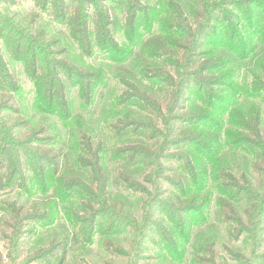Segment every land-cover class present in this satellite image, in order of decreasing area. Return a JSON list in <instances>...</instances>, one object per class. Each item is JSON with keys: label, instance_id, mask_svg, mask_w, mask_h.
<instances>
[{"label": "rangeland", "instance_id": "rangeland-1", "mask_svg": "<svg viewBox=\"0 0 264 264\" xmlns=\"http://www.w3.org/2000/svg\"><path fill=\"white\" fill-rule=\"evenodd\" d=\"M248 2L0 0V264H57L63 254L64 264H264V0ZM21 43L36 52L35 69L17 54ZM56 70L73 103L67 114L37 105ZM181 82L185 94L169 113L168 95ZM128 84L162 103L165 125L155 124L170 135L160 139L161 173L103 194L92 169L69 165L62 198L45 172L51 164L38 159L67 151L72 130L99 135L107 147L111 128L129 123L130 110L139 114L125 107ZM202 114L220 141L211 160L202 156V190L188 180L204 208L185 215L170 206L183 200L176 186L188 184L175 158L187 145L179 136ZM113 137L120 146L129 139Z\"/></svg>", "mask_w": 264, "mask_h": 264}, {"label": "trees", "instance_id": "trees-1", "mask_svg": "<svg viewBox=\"0 0 264 264\" xmlns=\"http://www.w3.org/2000/svg\"><path fill=\"white\" fill-rule=\"evenodd\" d=\"M250 2L247 3V5H258L256 3L261 4V0H249ZM240 6L243 4H239ZM133 27V26H132ZM130 26V29L132 28ZM133 30V29H132ZM131 33V32H130ZM129 33V36H130ZM136 36L132 32V37L134 38ZM18 37V36H17ZM83 38H85L83 36ZM142 39V38H141ZM140 39V40H141ZM84 40V39H83ZM144 40V39H143ZM31 44V41H28ZM27 42V43H28ZM26 43V44H27ZM28 43V44H29ZM108 44V41L106 40L104 44H101V48H104ZM20 48L17 50V54L21 55L23 59H26L35 69V62H36V52L32 50L31 45H23L20 44ZM106 49H109L107 52H112L114 48L108 47ZM104 51V50H102ZM115 53L117 51L115 50ZM44 54V53H41ZM152 53L151 55H153ZM53 55V54H52ZM155 55V54H154ZM189 55V54H188ZM54 56V55H53ZM47 58L48 56H44ZM178 58V57H177ZM192 63H194V59H191ZM46 61V60H45ZM46 64V63H45ZM175 65V64H174ZM51 66L53 67V64L51 63ZM59 65H56V68ZM180 66H182L181 62L180 64H177V68L175 69V75L177 78H180ZM45 66H42L41 68H44ZM60 68L67 70L69 73L75 75L76 77L80 78V82L83 83L85 75L80 73L77 69L72 68L71 66H67L64 64V66H59ZM68 79L71 80L68 76ZM183 82L179 86L176 84L175 87L173 86V90L170 92L168 96H170V100H172L171 105L173 108L170 107L168 112H173L176 110V108L179 106V101L185 94V88L182 85ZM44 85V83H42ZM47 85V94L42 97L37 98V105H46L48 112H53L54 110L58 112V114H67L68 108L70 106H73V103L67 104V92H66V85L63 80L59 77V72L56 70L53 75V82H49ZM129 88L133 91V94H131L130 98L125 103V107H128L129 105L135 106L137 105V108H139V114H135L132 110L131 113L134 114V116H127L129 119V123H126L120 130L117 128L112 127L111 133H110V139L111 142L107 144L108 146L105 147L103 144V141L99 138V135H80V130H72L71 137H68L69 141V149L65 151L64 149H60L57 151L56 156H45L44 158H36L38 160H48L51 164L52 171H45L48 175H50L52 179L51 181L54 182V185L57 183V187L55 185V190H57L58 193L61 194L62 198L66 196L65 187H62L59 183V178L66 180L68 175H66L65 172H62V169H65V167L71 165L72 168H74L76 165L81 167H89L90 170V176L92 178V182L95 183L97 189L101 191L103 194L106 193V190L109 193H116L115 191L120 189L122 187L123 189H132L135 190V187L138 186L137 181L140 179H146L147 181H151L150 177L152 174V170L154 169L156 171V177L161 173V168H163L162 164H160V158H165V150H166V141H160L163 133L164 137L167 135H170L167 133V130L170 131L169 127L165 131L157 130L156 124L158 120L163 121V124L165 125V115L158 117V115L161 112V102H155V99L153 96H150L151 89L145 90L142 86H135L134 84L129 85ZM262 91V90H261ZM71 90H69L70 94ZM96 95L94 97L96 103L93 105V107L97 106L98 103V95L101 93L100 88L95 91ZM98 93V94H97ZM88 95V94H87ZM47 96V97H46ZM47 98V99H46ZM169 100V101H170ZM129 101V102H128ZM134 103V104H133ZM168 103V101H167ZM57 104L60 105L57 106ZM146 106H145V105ZM68 107V108H67ZM129 109V107H128ZM178 109V108H177ZM194 120L190 123V125L187 126L185 130V134H182L180 139H186L184 143H187L185 145V150L181 149L179 153H177L176 161L178 165L183 166V170L186 173L185 177L186 179L183 182H187L188 180H192L193 185H197L198 192L202 190V187L200 185V181L196 182L195 178L197 177L200 179L199 174L202 171L200 167L204 166L202 164L201 159H203L202 156H205L207 160H211L209 156V149L215 147L219 141L220 137L217 136L215 139H213L209 132H207L209 129L205 125V122L208 123L209 120H207V115H200L198 118L194 116ZM158 119V120H157ZM157 121V122H156ZM156 123V124H155ZM76 124V122H75ZM155 124V125H154ZM241 126H244V123L240 124ZM133 132V133H132ZM136 134V139H132V135ZM85 134V133H84ZM121 134L122 136L129 137L126 142H123L120 146V144H115V139L113 135ZM179 134V133H178ZM162 137V138H164ZM148 140L150 144L148 145L145 141ZM34 141V140H33ZM106 144V143H105ZM113 144V145H111ZM243 146H245L243 144ZM107 149V150H106ZM110 150V151H109ZM109 151V152H108ZM113 151V157L111 158L109 156V153ZM111 163H114V168L111 169ZM36 173H39V170L34 169ZM41 171V170H40ZM59 172V173H58ZM58 173V178H54L55 174ZM46 174V175H47ZM175 174V172H174ZM150 177V178H149ZM194 177V180L193 178ZM134 178V179H133ZM3 181L0 176V191L3 188ZM180 183L179 181L176 182ZM65 185V184H64ZM178 185V184H177ZM182 190H177L178 187L176 186V193H181L183 200L180 201L179 204L176 205H170L172 208L179 209L180 212L186 213L185 215H189V213L197 212L198 210H202L204 208V201L200 202L198 205L194 204L193 201L195 199L192 198L191 195L188 193L192 192V189L190 188L191 183L188 181V184L184 183L182 184ZM111 188V189H110ZM109 189V190H108ZM234 189H238L235 187ZM111 190V192H110ZM178 191V192H177ZM231 189L228 190V192L225 194L227 199L231 198ZM238 201V200H237ZM243 208V206H241ZM173 208V209H174ZM197 209V210H196ZM246 215V212H244ZM258 213V212H257ZM249 215V213H247ZM252 215V213H251ZM187 217V216H186ZM177 219V218H176ZM174 222V225H177V221H180L179 219ZM250 220V219H249ZM252 220V218H251ZM248 229H244L242 231V234L247 233ZM180 232V230L178 231ZM65 262V254L62 255L61 259L57 262V264H64Z\"/></svg>", "mask_w": 264, "mask_h": 264}]
</instances>
